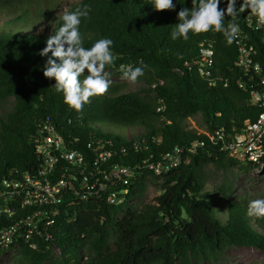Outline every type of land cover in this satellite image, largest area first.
<instances>
[{
  "label": "trees",
  "instance_id": "16d2710c",
  "mask_svg": "<svg viewBox=\"0 0 264 264\" xmlns=\"http://www.w3.org/2000/svg\"><path fill=\"white\" fill-rule=\"evenodd\" d=\"M58 1L0 0V17L6 18L0 20V187L4 180L40 173L34 136L49 118L70 147L90 157L92 146L104 145L111 158L101 169L120 164L133 175L128 185L108 184L127 190L121 203L107 201L108 189L68 191L48 230L31 241L19 240L21 259L27 264H207L223 261L234 245L264 249V219L248 215V201L231 199L226 219H221L209 199L205 171L214 164L246 173L260 165L229 156L218 141L186 122L199 115V129L240 131L261 112L251 102L253 81L248 83L237 63L240 38L229 45L222 33L209 31L173 40L177 13L192 7V0H173L176 9L163 11L154 10L150 0L74 2L66 12L84 5L91 8L80 25L84 46L111 39L117 58L105 68L123 74L121 64L143 67L149 84L144 93L123 92L122 86L111 84L104 95L92 97L77 112L55 90V79L44 77L47 57L39 55L46 38L62 24L63 14H56ZM226 2L221 0L220 7L226 8ZM247 12L234 20L226 17L224 23L238 24L242 42L255 49V59L264 61L263 31L254 28L256 16L250 24ZM44 21L48 24L44 31L29 29ZM201 43L214 51L209 75L199 70ZM242 80L245 86L240 85ZM134 126L144 132L128 136L126 128ZM176 146L184 150L182 162L156 175L149 164ZM151 182L162 193L140 208L131 204L143 197ZM8 223L0 218V230ZM4 251L0 250V259Z\"/></svg>",
  "mask_w": 264,
  "mask_h": 264
},
{
  "label": "built area",
  "instance_id": "2783aa9c",
  "mask_svg": "<svg viewBox=\"0 0 264 264\" xmlns=\"http://www.w3.org/2000/svg\"><path fill=\"white\" fill-rule=\"evenodd\" d=\"M247 11L246 19L252 24L253 15L250 10ZM255 23L254 28L263 31L264 48V25H258L257 20ZM238 37L241 53L237 63L248 76V83L253 81L250 85L251 102L262 110L254 120L245 122L240 131L228 132L225 128H218L214 132L201 129L200 133L206 134L211 141H218L221 150L229 156L261 167L264 166V61L254 58L255 49L245 46L240 31ZM200 46L199 70L202 75H209L214 65V51L204 43ZM240 85L245 86V82L242 80ZM161 109L162 106L159 110ZM34 141L36 153L42 162L40 173L35 176L23 174L21 179L14 177L4 180L0 187V218L9 220L7 226L0 230L1 251L11 247L20 248L19 240L31 241L35 239V235L46 232L53 222L51 217L60 212L59 206L68 191L76 192L77 187H86L97 193L108 189L107 201L119 203L127 190L117 191L110 186L120 183L128 185L133 175L129 167L120 164L101 169L111 158V152L104 145H94V156L90 157L87 153L70 147L56 131L50 118L42 122ZM183 152L182 147L176 146L158 161L150 163L149 167L156 175L168 172L182 162ZM90 165L92 170L81 180ZM31 243L35 247V243Z\"/></svg>",
  "mask_w": 264,
  "mask_h": 264
},
{
  "label": "clouds",
  "instance_id": "9594fccd",
  "mask_svg": "<svg viewBox=\"0 0 264 264\" xmlns=\"http://www.w3.org/2000/svg\"><path fill=\"white\" fill-rule=\"evenodd\" d=\"M149 4L156 11L176 9L173 0H150ZM220 4L221 0H192V7H182L178 11V23L171 32V38L187 40L190 32L213 31L222 33L230 45L237 39L240 29L233 21L225 25V18L234 20L246 10L257 17L258 25H264V0H242L239 5L238 0H227L226 8H221ZM90 11V5H84L65 12L61 26L46 38V46L39 52L40 56L47 57L44 77L55 79V90L62 92L64 102L77 112L90 104L92 97L108 91L112 81L105 67L113 65L117 58L111 50L113 41L109 38L99 39L91 47L84 46L80 25L82 18L89 17ZM119 70L131 82L144 74L143 67L121 64ZM248 215L264 219V198L249 202Z\"/></svg>",
  "mask_w": 264,
  "mask_h": 264
},
{
  "label": "rangeland",
  "instance_id": "374dc122",
  "mask_svg": "<svg viewBox=\"0 0 264 264\" xmlns=\"http://www.w3.org/2000/svg\"><path fill=\"white\" fill-rule=\"evenodd\" d=\"M79 0H59L57 3V15H62L66 12L70 5ZM53 17V16H52ZM55 15L53 17V20ZM6 18L0 17V20ZM50 23V22H49ZM35 25L30 27L32 30L44 31L48 28L47 21L41 25ZM105 72L111 79V84H118L122 86L123 92L136 91L144 93L145 89L149 86L144 76L137 78L135 82H131L126 79L123 74L118 73L111 68H105ZM93 122H97L92 119ZM201 121V116L189 117L186 122L199 129L198 122ZM114 128V127H113ZM128 136L139 135L144 132V129L140 126H134L127 129ZM125 130V131H126ZM207 173V190L210 191L209 199L215 206L217 215L225 220L226 210L228 208V199L236 202H242L244 200L250 202L253 199L264 198V166H261L253 171L240 173L236 170L223 169L214 164H210L205 167ZM162 193V189L156 183H148L147 189L143 197L134 198L131 204L137 205L139 208L146 203L151 202L155 196ZM124 200V199H123ZM122 200V201H123ZM120 201L119 203H121ZM59 253V250L54 251V256ZM0 264H27L20 257V248L11 247L3 252L0 259ZM49 264V263H46ZM207 264H264V249H260L253 246L234 245L229 247L223 257V261L217 263Z\"/></svg>",
  "mask_w": 264,
  "mask_h": 264
}]
</instances>
